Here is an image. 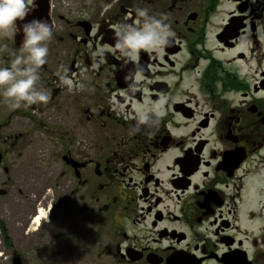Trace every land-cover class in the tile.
<instances>
[{"label": "flooded vegetation", "instance_id": "flooded-vegetation-1", "mask_svg": "<svg viewBox=\"0 0 264 264\" xmlns=\"http://www.w3.org/2000/svg\"><path fill=\"white\" fill-rule=\"evenodd\" d=\"M29 7L18 26L44 19L53 28L37 85L51 98L12 110L0 97V198L37 186L24 172L36 156L43 166L55 158L47 178L57 194L48 200L40 169L43 194L24 197L30 207L14 225L36 233L47 208L55 238L68 243L72 228L69 251H94L98 264H264V0ZM136 8L166 14L169 46L132 57L115 48V26L134 23ZM22 39L0 42L18 49ZM63 68L71 91L55 75ZM153 106L163 114L138 124V109ZM17 256L10 264H29Z\"/></svg>", "mask_w": 264, "mask_h": 264}, {"label": "clouds", "instance_id": "clouds-1", "mask_svg": "<svg viewBox=\"0 0 264 264\" xmlns=\"http://www.w3.org/2000/svg\"><path fill=\"white\" fill-rule=\"evenodd\" d=\"M33 0H0V37L14 38L20 32L23 35L18 49L9 48L7 43L0 42V97L12 110L30 107L34 104L46 105L50 92L38 87L41 80L40 69L47 63L49 55L48 42L53 38V28L44 19H33L23 22L30 12L29 5ZM137 20L134 23H121L115 26V48L124 56L132 57L140 50L160 51L170 45L174 36L167 23L166 14L149 15L146 8L135 9ZM7 56L5 61L3 57ZM68 69L57 71L60 86L72 90L73 81L67 75ZM140 78L137 70L135 79ZM128 79V77H126ZM163 113L155 107L138 109V124L147 126L154 118Z\"/></svg>", "mask_w": 264, "mask_h": 264}, {"label": "rangeland", "instance_id": "rangeland-1", "mask_svg": "<svg viewBox=\"0 0 264 264\" xmlns=\"http://www.w3.org/2000/svg\"><path fill=\"white\" fill-rule=\"evenodd\" d=\"M63 5H67L70 3V0H62ZM42 145V144H41ZM41 151V150H40ZM38 157H35V160H31V163L35 166V171L32 169V164L29 163V159H26V163L24 167H26V177H33L34 182L37 184L34 188L30 189H21V195H14L12 197L0 198V223L5 227L7 233L9 234L8 238L10 243L12 244V250L7 249L5 244L1 239L0 234V264H10L11 260V252H16L19 256H21L26 263L29 264H98L103 260V256H98L94 251L93 255L86 254L85 249L83 248L82 253L75 251V253H71L69 251V246L71 245L72 234L75 231L71 228L69 229L67 234L65 235L68 243H64L58 238H55V226L58 219L56 218L54 212H49L47 208L45 209L46 217L44 220L40 222L37 226L33 224L31 226V230L37 228L38 231L36 233H29L30 235H25L20 228H17L18 225H14L16 219L21 216V212L28 209L27 202L24 197L29 196L28 200H36L39 193L43 194L42 188L38 184V173L41 169L43 179H45L46 184H51L53 186L52 191H48L47 196L49 199H53L57 194L56 186L53 181H50L47 178L48 175H51V167H55V158L50 156L45 159V165L37 162ZM44 173V174H43ZM20 188L19 186H17ZM5 190V189H4ZM9 190V189H8ZM54 195V196H53ZM55 198V197H54ZM67 208L64 213L66 215L73 214V210L69 207L70 203L67 202L65 204ZM64 206V207H65ZM40 206H38V209ZM25 210V213L27 212ZM47 220L53 223V225H48ZM55 221V222H54ZM55 225V226H54ZM10 244V245H11ZM19 256H17L19 258Z\"/></svg>", "mask_w": 264, "mask_h": 264}, {"label": "trees", "instance_id": "trees-1", "mask_svg": "<svg viewBox=\"0 0 264 264\" xmlns=\"http://www.w3.org/2000/svg\"><path fill=\"white\" fill-rule=\"evenodd\" d=\"M0 233H1V239L3 241V244H5V247H7L9 238H8L5 227L1 223H0Z\"/></svg>", "mask_w": 264, "mask_h": 264}, {"label": "bare ground", "instance_id": "bare-ground-1", "mask_svg": "<svg viewBox=\"0 0 264 264\" xmlns=\"http://www.w3.org/2000/svg\"><path fill=\"white\" fill-rule=\"evenodd\" d=\"M46 218V214H45V212H43V211H39L37 214H36V216H35V218H34V224H39L42 220H44Z\"/></svg>", "mask_w": 264, "mask_h": 264}]
</instances>
